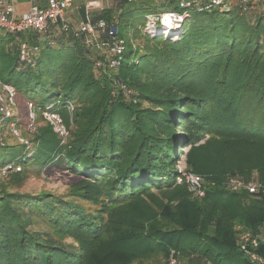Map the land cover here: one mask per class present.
Returning <instances> with one entry per match:
<instances>
[{"label": "trees", "instance_id": "1", "mask_svg": "<svg viewBox=\"0 0 264 264\" xmlns=\"http://www.w3.org/2000/svg\"><path fill=\"white\" fill-rule=\"evenodd\" d=\"M124 2L111 3L122 8ZM167 8L180 11L176 4ZM137 21L142 26L145 15ZM23 37L11 36L17 52ZM9 51L11 73L23 76L12 84L19 95L41 106L59 104L67 123L64 106L75 105L65 145L51 127H40L32 151L25 147L24 155L10 163L25 168L42 147L36 165L60 166L81 181L68 195H32L9 190L10 182L19 186L27 174L7 184L0 178V264H84L92 251L97 258L91 244L112 224L107 214L153 191L171 198L158 204L151 196L159 218L147 221L139 214L137 223L148 229L145 251L169 256L173 250L207 264H248L231 228L239 223L260 233L264 194L229 192L223 181L236 175L249 181L254 174L264 181L260 16L250 23L238 6L203 8L191 11L177 40L151 39L138 30L134 49L113 76L95 67L96 52L64 37L42 49L35 67L20 68L19 56ZM212 151L206 172L200 163ZM182 157L188 170L208 174V183L216 184L208 186L205 198L195 199L176 184ZM128 219L130 211L120 212L115 223ZM165 220L172 230L157 228ZM259 253L264 257V245Z\"/></svg>", "mask_w": 264, "mask_h": 264}, {"label": "built area", "instance_id": "2", "mask_svg": "<svg viewBox=\"0 0 264 264\" xmlns=\"http://www.w3.org/2000/svg\"><path fill=\"white\" fill-rule=\"evenodd\" d=\"M22 0H0V29L17 38L30 33L31 40L19 44L20 68L35 67L42 47L40 41L47 38L48 44L55 45L58 38L64 37L81 43L85 49L97 53L95 67L104 75L113 76L125 58L127 41L120 36L123 8L114 7L112 0H80L83 8L75 7V0H23L29 4V10L19 6ZM142 0H127L129 4ZM159 4H176L180 11L150 12L145 15V22L138 30L151 39L177 40L184 31V24L190 18L192 10L203 8L230 11L233 4L229 0H157ZM207 3L205 6L203 2ZM237 6L250 23L260 16L264 20V0H236ZM105 12L109 15L103 16ZM79 16V18H76ZM135 44V41H134ZM131 93L130 91L128 94ZM18 92L12 84L0 79V150L6 145L7 135L19 145L31 152L35 145V136L40 125L36 110L40 108L46 124L58 137L61 146L68 142L70 128L74 126L75 105L66 102L64 109L69 122H65L59 104L40 106L27 101L29 123L20 129V111L17 106ZM23 171L21 163H8L0 168V178H8ZM176 184L186 186L193 198L206 197L208 183L205 177L187 169L181 162L177 166ZM229 192H246L250 195L264 194V181L252 178L249 181L240 176L229 177L225 184ZM262 232V231H261ZM237 246L248 264H264V257L259 253L264 245V234L242 229L237 235ZM171 264H177L172 259Z\"/></svg>", "mask_w": 264, "mask_h": 264}, {"label": "rangeland", "instance_id": "3", "mask_svg": "<svg viewBox=\"0 0 264 264\" xmlns=\"http://www.w3.org/2000/svg\"><path fill=\"white\" fill-rule=\"evenodd\" d=\"M104 2L106 0H103ZM233 7H237L236 0H229ZM22 12L29 10V4L25 1H21L19 5ZM83 8V5L80 0H75V7ZM122 8L124 10V16L121 20L120 25V36L125 38L127 41L126 53L127 56L131 50L134 49L135 35L141 26H139L138 19L150 12H166L169 11L166 4H159L157 0H142L139 3L129 4L128 2L122 3ZM246 18V17H245ZM247 19V18H246ZM15 39V38H14ZM31 40L32 36L30 33L24 35L22 40ZM19 41L20 38H17ZM17 43L12 41V38L7 32L3 29H0V79L4 82L9 81L8 83L17 84L20 79H23L19 72L11 73V68L14 67L13 61L10 57V51L12 50L11 55H18L19 52L15 51L14 46ZM42 49L46 48L48 45L47 38H42L40 41ZM58 49L61 48V45L57 46ZM140 53L138 57H141ZM15 68V67H14ZM27 98L24 94H18L17 97V106L20 111V129L24 130L25 126L29 123V114L27 109ZM41 106V105H40ZM37 120L40 127H46L47 124L44 121L43 113L40 108L36 110ZM6 145L0 150V168L11 161H14L17 157H21L25 153V147L19 145L13 138L7 135ZM210 137H206L205 141H210ZM189 148L185 150L187 153ZM43 153V148L37 150L34 159L29 160V164L23 168L22 172L14 173L8 178H4V182H7L11 177H16L17 175L27 174V179L22 184L14 185L12 182H8L11 192H20V193H29L32 195H38L41 192H49L59 195H68L71 188L80 183V178H77L68 170L61 168L60 166L53 165L50 169H45L43 166L36 165L41 158ZM213 157V151L205 155L204 161L200 163L204 169H207L206 172L211 168V158ZM186 165L187 169H190L185 157H182L179 163ZM176 166V168H177ZM201 174V173H200ZM203 177L209 176L208 174H201ZM238 176V175H236ZM229 178V177H228ZM223 181V187L226 184V181ZM252 178H259L257 174H254ZM207 180V178H206ZM3 182V183H4ZM2 184V183H1ZM225 188V187H224ZM189 191V190H188ZM152 199L156 202L161 203L164 201L167 204L168 200L171 198L170 195H167L166 198L156 191L152 192ZM150 195L145 196V199L142 201L136 202L134 205H127L122 208L113 209L108 215V220L112 223L109 224L106 229L102 232L97 241H93L91 244L92 250H95L97 258H95V253L88 254L85 259L84 264H171L172 259L175 258L177 264H207L202 260H192L190 257L180 252H170V255L167 256L163 252H149L145 251L144 247L146 244H142L145 239L148 229L146 226L140 225L137 222L139 219V214H141L147 221L155 220L159 218L158 215L159 209L156 206V203H150ZM130 219L129 223L125 221L124 225L115 223V218L120 212H129ZM159 220H156L157 223ZM167 220L163 221L160 224H157V228L163 229L164 231H170L173 228L166 227ZM232 232L235 233L237 238L238 233L244 228L239 223H234L232 226ZM214 227L211 229V234H213ZM260 233L264 234V224L259 229ZM262 231V232H261ZM132 233L135 234L133 239H126L124 236H130ZM68 242H75L73 239H68ZM191 260V261H190ZM209 264V263H208Z\"/></svg>", "mask_w": 264, "mask_h": 264}]
</instances>
